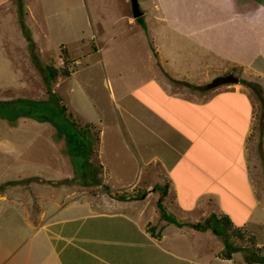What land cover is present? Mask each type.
<instances>
[{
    "label": "crops",
    "instance_id": "obj_1",
    "mask_svg": "<svg viewBox=\"0 0 264 264\" xmlns=\"http://www.w3.org/2000/svg\"><path fill=\"white\" fill-rule=\"evenodd\" d=\"M140 1L134 17L130 0H20L18 13L16 0H0V53L9 55L12 35L26 39L12 30L20 13L32 44L54 25L63 37L87 24L91 40L121 34L150 61L102 67L98 183L76 171L29 173L25 196L35 205L23 203L24 224L0 242V264H241L240 248L220 254L226 236L207 217L264 231V0ZM37 9L51 19L40 25ZM228 73L237 80L206 86ZM79 85L87 92L86 77ZM115 164L126 172L113 175ZM45 187L50 204L39 201ZM118 190L137 194L112 196Z\"/></svg>",
    "mask_w": 264,
    "mask_h": 264
},
{
    "label": "rangeland",
    "instance_id": "obj_2",
    "mask_svg": "<svg viewBox=\"0 0 264 264\" xmlns=\"http://www.w3.org/2000/svg\"><path fill=\"white\" fill-rule=\"evenodd\" d=\"M126 5L131 10L130 3ZM100 7L101 3L98 4V8ZM16 8L18 13L20 11L18 4ZM37 11L36 15L40 18V25H43L42 20L51 19L50 17L46 19L39 9ZM17 22L18 24H12V30L23 32L25 25H22V19V23ZM54 27L55 31L58 30L57 25ZM64 30L66 34L63 37L58 36L59 34L55 31L50 32L49 29L45 30L41 37L39 33H33L39 39L35 40V44L23 38L22 34L16 33L10 39H6V43L12 45H9V55H5L4 52L0 53V242L12 243L17 237L15 231L19 230L25 221L23 203L27 201L30 203L29 206L35 205L30 198L25 196V193L28 195V185L24 182L34 176L29 173L39 172L41 174L37 173L38 177L51 178L53 177L51 174L63 173L62 176H67L68 172L75 176L76 171L81 176L79 174L81 164L83 168L87 166L86 164L85 167L83 166L87 156L86 153L84 154V148L87 146L85 141L87 142L89 136L91 137L90 146L96 152L97 126L90 128L87 126L90 122L98 125L103 120L96 104L99 85L104 86L101 79L102 67H147V62H150L147 55H144V51L137 48L135 52L130 51L129 41H123L121 34L108 39L105 45L104 39H90L91 27L87 24L77 27L70 26L68 30L65 28ZM26 31L28 32L27 29ZM46 40L51 42V47L47 46ZM60 41H63V45L67 48L72 47L71 54L66 47L59 46ZM55 42L57 43L53 45ZM98 43L101 48L94 49ZM20 46H25V48L21 49ZM78 59L80 62L76 61ZM45 65L54 66L56 70H54L55 74L53 73L54 77L46 76L50 84L49 88L45 84L42 73ZM72 67H78V69L66 76L63 70L70 71ZM85 77L89 82L87 92L83 89V85H79ZM92 87L96 88L91 89ZM20 112L28 115L17 114ZM39 115H47L48 119L40 120L35 117ZM84 122L87 126H83ZM109 129H111L110 126ZM69 138L71 142L67 141ZM78 147L83 149L81 153L78 152ZM89 161L93 162L92 169L89 168L90 173L97 172L98 176L100 168L95 153L89 155ZM116 164L112 167L113 175H117L115 171L118 173L121 170L119 165L115 167ZM121 172L126 171L121 170ZM22 184H24L23 190H19ZM43 190L44 195L39 198V201L43 204H50V196H46V193L50 192L49 187ZM53 194L59 193L54 191ZM22 196L25 200H19ZM205 219H201V222L207 225ZM207 219L213 221L209 223L210 228L221 232L223 236L222 226L213 218L207 217ZM260 225L261 223L251 222L246 226L248 231H243L244 236L254 237L253 244L248 239L242 241L235 236L230 239L233 241L234 250L240 248L233 255V260H237L236 263L264 264L256 260L245 261L247 255L254 249V245H264V231L260 230ZM238 244L244 246L239 247ZM222 247L226 248L224 245Z\"/></svg>",
    "mask_w": 264,
    "mask_h": 264
},
{
    "label": "trees",
    "instance_id": "obj_3",
    "mask_svg": "<svg viewBox=\"0 0 264 264\" xmlns=\"http://www.w3.org/2000/svg\"><path fill=\"white\" fill-rule=\"evenodd\" d=\"M16 1H17L18 5H19L20 4V2H19L20 0H16ZM19 21H20V23H22L21 22V15H20ZM22 25H23V23H22ZM23 34L26 36V38L30 42H32L30 40V37H29L28 32L26 31V28H24ZM42 70H43L42 73H43L44 81L46 82L45 84L49 88V85L50 84H49V81H48V79H47L46 76H48L50 78L54 77V74H55V71L56 70L54 69V66H50V65H45V68H43ZM63 73L65 75H67L68 74V71L66 69H64L63 70ZM245 82L248 85H250L252 88L255 87V85H256V83L255 82H252V81H245ZM17 114L28 115V114H26L24 112H20V113H17ZM35 117H37L40 120H47L48 119V116L47 115H41V116L39 115V116H35ZM88 124H89V126H87V123H83V126H87L88 128H90L91 126H94V125H92L91 122L88 123ZM67 141L68 142H71V139L69 138ZM85 143L87 144V146L84 145L85 146V148H84V151H85L84 154L86 153L87 156L85 158L86 161L84 160L85 163L83 164V166L85 167V164L87 166H86V168H83L82 167V164H81V168L79 170L80 171L79 174H81V176L80 175L79 176L82 179V181H84L86 183L87 182L98 183V176L96 174L97 172L96 173H90V171H89V168L92 169V163H93V162L89 161V155L91 153H95L94 152L95 149L91 148V146H90V144H91V137L90 136H89V139L87 140V142L85 141ZM73 150L75 151V149H73ZM77 150L80 153L83 151V149L82 148H79V147L77 148ZM93 169H95V168H93ZM86 178H87V180H86ZM132 193H133L132 191H128V190H120V191L118 190V191H112L111 192L112 196L117 197V198H125L127 196L129 197V196L132 195ZM134 193L137 194L136 191ZM214 219L216 220V222H218L222 226L223 233L226 236V238L224 240V246H226V248L223 247L221 249L222 250L221 251V255H223V257H229L230 252L233 250L232 248H234V247H231V245H230L231 243L229 242V240H227V238L229 236H232V237L235 236V237H237L239 239H241V238L244 237L245 240L248 239L250 243H252V244L254 243V237L252 235L244 236L243 230L240 231V228H237V227L232 226L230 220L228 219V217L226 215H219V217H215L214 216ZM251 251L252 252L249 255H247L248 256L247 257V259H248L247 261H255L256 260V261H260V262L264 263V245H254V249H252ZM260 251H262V252L259 253Z\"/></svg>",
    "mask_w": 264,
    "mask_h": 264
},
{
    "label": "water",
    "instance_id": "obj_4",
    "mask_svg": "<svg viewBox=\"0 0 264 264\" xmlns=\"http://www.w3.org/2000/svg\"><path fill=\"white\" fill-rule=\"evenodd\" d=\"M131 5V12L134 17L138 16L140 14V10L138 8L137 0H130ZM237 77H235L232 74H224V75H217L213 77L210 81L206 83L207 87L215 86L217 84L223 83V82H229V81H236Z\"/></svg>",
    "mask_w": 264,
    "mask_h": 264
}]
</instances>
